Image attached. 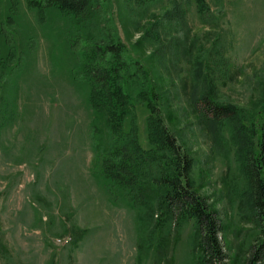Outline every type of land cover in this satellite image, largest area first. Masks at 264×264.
<instances>
[{
	"label": "rangeland",
	"instance_id": "rangeland-1",
	"mask_svg": "<svg viewBox=\"0 0 264 264\" xmlns=\"http://www.w3.org/2000/svg\"><path fill=\"white\" fill-rule=\"evenodd\" d=\"M205 1L94 0L73 16L0 0V264H199L196 221L162 203L154 154L117 153L131 137L145 154L152 146L134 60L193 158L190 178L222 222L229 264H245L259 237L245 147L234 121L207 124L195 97L210 89L244 109L247 125L264 124V0ZM118 41L135 103L121 141L91 104L87 72L91 52ZM114 62L110 52L97 61Z\"/></svg>",
	"mask_w": 264,
	"mask_h": 264
},
{
	"label": "trees",
	"instance_id": "trees-1",
	"mask_svg": "<svg viewBox=\"0 0 264 264\" xmlns=\"http://www.w3.org/2000/svg\"><path fill=\"white\" fill-rule=\"evenodd\" d=\"M197 1L200 8H204L206 1ZM29 3L32 6L57 7L73 16L92 12L96 7L94 0H46L45 5H41L39 0H29ZM96 48L89 55L95 58V61L93 60L95 63L87 68L92 81L90 101L98 112L107 116L115 141L118 139L121 141L124 139L126 119L130 114H135L133 113L135 103L125 74V71L132 66V60L123 59L126 47L119 41L107 44L105 47L98 45ZM106 52L113 55L115 64L105 66L97 63L100 58L105 57ZM134 63L137 67H134L131 75L137 73L140 84L144 86L139 94L147 102L151 111L148 132L152 146L145 154L141 144L137 143V139L129 136L131 137L129 141H134V145L129 144L128 141L120 143L116 146L117 153L124 149V154L128 151V154L132 156L134 151V158L137 153L140 157L144 155L152 157L154 154V160L158 166L156 179L162 192V203L167 205L174 219L183 217L196 221L201 248L199 264H229L230 256L227 246L222 241V222L207 198L194 187L190 178L193 158L183 149L163 118L161 96L156 80L151 78L150 69L144 68L140 60H134ZM195 102L198 104L201 118L207 124H212L216 128L219 122L225 120L235 123L236 136L246 151L243 168L249 180L252 214L259 227V237L249 249L245 264H264V124L258 123L259 118H257L247 125L244 109L233 104H220L214 101L210 89L196 95ZM258 114L261 116V111ZM129 134L130 131L127 137ZM256 137H258L257 140ZM108 165L115 168V164ZM126 167L124 165L123 168ZM113 173L120 178V181H123L120 169L113 170Z\"/></svg>",
	"mask_w": 264,
	"mask_h": 264
}]
</instances>
